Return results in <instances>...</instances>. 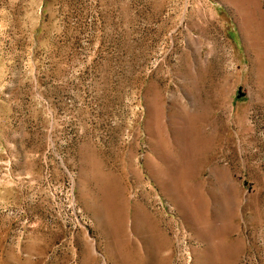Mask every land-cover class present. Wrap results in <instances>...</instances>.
I'll use <instances>...</instances> for the list:
<instances>
[{
  "label": "rangeland",
  "instance_id": "rangeland-1",
  "mask_svg": "<svg viewBox=\"0 0 264 264\" xmlns=\"http://www.w3.org/2000/svg\"><path fill=\"white\" fill-rule=\"evenodd\" d=\"M0 264H264V0H0Z\"/></svg>",
  "mask_w": 264,
  "mask_h": 264
}]
</instances>
